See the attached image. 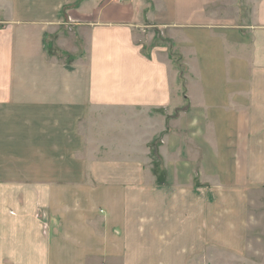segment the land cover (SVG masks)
<instances>
[{
	"label": "crops",
	"instance_id": "0c3cea01",
	"mask_svg": "<svg viewBox=\"0 0 264 264\" xmlns=\"http://www.w3.org/2000/svg\"><path fill=\"white\" fill-rule=\"evenodd\" d=\"M263 192L264 0H0V264H264Z\"/></svg>",
	"mask_w": 264,
	"mask_h": 264
},
{
	"label": "rangeland",
	"instance_id": "374dc122",
	"mask_svg": "<svg viewBox=\"0 0 264 264\" xmlns=\"http://www.w3.org/2000/svg\"><path fill=\"white\" fill-rule=\"evenodd\" d=\"M144 35L145 37L142 41L143 51L147 55H150L156 47H164L166 45L168 46V52L164 54L168 56V58L173 60L175 68L178 70L179 81L183 84L187 73V66L184 62V57L182 56V54H180L178 50L174 49L172 41L166 39L164 34H162L159 29L151 30L150 36H148L147 34ZM172 56L175 58L173 59ZM160 57L165 59V56L163 54H161ZM254 204L257 205L258 208L256 209V211H253V214H255L257 218L264 220V192L263 194L258 195L257 201ZM256 234L264 237V229L263 231L261 229H257ZM258 246L259 250H264V244H258Z\"/></svg>",
	"mask_w": 264,
	"mask_h": 264
},
{
	"label": "trees",
	"instance_id": "16d2710c",
	"mask_svg": "<svg viewBox=\"0 0 264 264\" xmlns=\"http://www.w3.org/2000/svg\"><path fill=\"white\" fill-rule=\"evenodd\" d=\"M172 58L174 59L175 57L172 56Z\"/></svg>",
	"mask_w": 264,
	"mask_h": 264
}]
</instances>
